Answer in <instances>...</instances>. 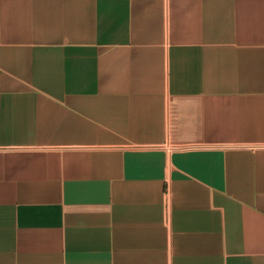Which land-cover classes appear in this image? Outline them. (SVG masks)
<instances>
[{
	"label": "crops",
	"instance_id": "0c3cea01",
	"mask_svg": "<svg viewBox=\"0 0 264 264\" xmlns=\"http://www.w3.org/2000/svg\"><path fill=\"white\" fill-rule=\"evenodd\" d=\"M0 264H264V0H0Z\"/></svg>",
	"mask_w": 264,
	"mask_h": 264
}]
</instances>
